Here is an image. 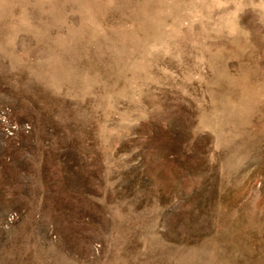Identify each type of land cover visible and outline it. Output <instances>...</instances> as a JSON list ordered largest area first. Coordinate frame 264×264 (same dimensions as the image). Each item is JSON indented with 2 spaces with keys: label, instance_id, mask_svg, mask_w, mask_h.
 <instances>
[{
  "label": "rangeland",
  "instance_id": "1",
  "mask_svg": "<svg viewBox=\"0 0 264 264\" xmlns=\"http://www.w3.org/2000/svg\"><path fill=\"white\" fill-rule=\"evenodd\" d=\"M0 264H264V0H0Z\"/></svg>",
  "mask_w": 264,
  "mask_h": 264
}]
</instances>
